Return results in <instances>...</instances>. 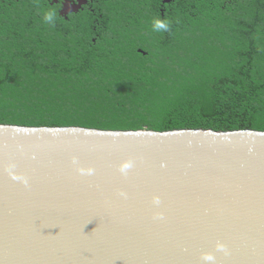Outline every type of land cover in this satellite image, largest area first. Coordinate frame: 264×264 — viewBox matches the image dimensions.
I'll return each instance as SVG.
<instances>
[{
  "label": "water",
  "instance_id": "water-1",
  "mask_svg": "<svg viewBox=\"0 0 264 264\" xmlns=\"http://www.w3.org/2000/svg\"><path fill=\"white\" fill-rule=\"evenodd\" d=\"M72 156L95 175L77 174ZM10 161L27 188L4 171ZM205 251L264 264V130L0 123V264H204Z\"/></svg>",
  "mask_w": 264,
  "mask_h": 264
},
{
  "label": "trees",
  "instance_id": "trees-1",
  "mask_svg": "<svg viewBox=\"0 0 264 264\" xmlns=\"http://www.w3.org/2000/svg\"><path fill=\"white\" fill-rule=\"evenodd\" d=\"M112 0L93 29L36 0L0 14V123L264 130V0ZM168 32L152 30L157 17Z\"/></svg>",
  "mask_w": 264,
  "mask_h": 264
},
{
  "label": "clouds",
  "instance_id": "clouds-1",
  "mask_svg": "<svg viewBox=\"0 0 264 264\" xmlns=\"http://www.w3.org/2000/svg\"><path fill=\"white\" fill-rule=\"evenodd\" d=\"M54 17L55 14L52 12H46L43 16V19L47 23H53L54 22ZM151 27L153 31L156 32H168L170 29V23L167 21L166 18H160L159 15H157L156 18H154L151 21ZM251 147L249 148V151H251ZM33 159L35 156L33 155ZM71 164L75 170V172L79 175L82 176H93L95 175V168L92 166H81L78 158L76 156H72L71 158ZM135 167V161L132 159L127 160L126 162L122 163L121 165L118 166L117 171L122 175V176H127L129 171ZM161 167H164V164H161ZM16 165L14 162L10 161L4 168V171L9 175V177L14 180V181H19L24 187L29 186V178L23 174L16 173L15 171ZM116 195L120 198L127 199L128 194L121 190L118 189L116 190ZM151 205L153 206V211H152V219L154 221H159L163 222L166 220L165 213L160 210L161 205H162V200L160 195L154 194L151 199ZM214 251L216 253H222L223 255H228L229 250L226 246L225 243L221 241H216L214 244ZM201 261L204 262V264H216V255H214L213 252L211 251H205L202 252L200 255Z\"/></svg>",
  "mask_w": 264,
  "mask_h": 264
},
{
  "label": "flooded vegetation",
  "instance_id": "flooded-vegetation-1",
  "mask_svg": "<svg viewBox=\"0 0 264 264\" xmlns=\"http://www.w3.org/2000/svg\"><path fill=\"white\" fill-rule=\"evenodd\" d=\"M23 0H0V14L6 8L20 4ZM43 4L48 11L58 17L69 21L72 18L85 17L90 19L93 29L100 27L103 21L102 10L112 0H36ZM177 0H150L149 5L160 16H164L171 10V6ZM184 1V0H182ZM233 0H223V4H231ZM96 31V30H95Z\"/></svg>",
  "mask_w": 264,
  "mask_h": 264
}]
</instances>
